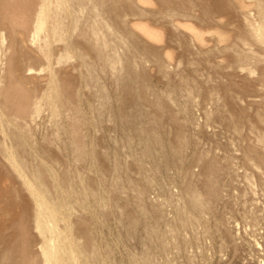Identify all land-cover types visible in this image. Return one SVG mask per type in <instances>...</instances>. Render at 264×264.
<instances>
[{"label": "rangeland", "instance_id": "obj_1", "mask_svg": "<svg viewBox=\"0 0 264 264\" xmlns=\"http://www.w3.org/2000/svg\"><path fill=\"white\" fill-rule=\"evenodd\" d=\"M0 264H264V0H0Z\"/></svg>", "mask_w": 264, "mask_h": 264}]
</instances>
